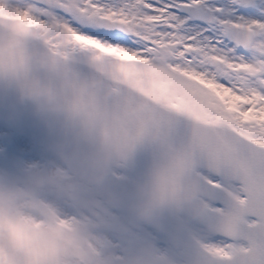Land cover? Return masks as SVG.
<instances>
[{"label":"snow or ice","instance_id":"obj_1","mask_svg":"<svg viewBox=\"0 0 264 264\" xmlns=\"http://www.w3.org/2000/svg\"><path fill=\"white\" fill-rule=\"evenodd\" d=\"M0 18L21 35L38 28L73 51L123 58L190 124L178 158L195 201L264 239V0H24L15 12L0 5ZM10 249L0 264H16Z\"/></svg>","mask_w":264,"mask_h":264},{"label":"rangeland","instance_id":"obj_2","mask_svg":"<svg viewBox=\"0 0 264 264\" xmlns=\"http://www.w3.org/2000/svg\"><path fill=\"white\" fill-rule=\"evenodd\" d=\"M23 4L24 0H0V5L9 12H15ZM0 21L14 28V20L0 18ZM28 34L58 53L93 66L106 76L122 80L158 100L154 89L139 79L123 58L117 59V54L73 51L50 34H41L38 28L29 29ZM66 175L63 165L41 147L34 145L31 148L24 139L0 130V219L23 216L42 228L54 230L59 226V233L53 231L52 235L62 245V259L66 264L182 263L166 237L149 231L138 219L107 199L99 188L75 174ZM47 192L55 197H50ZM76 211L81 215L72 229L67 219L75 216ZM184 220L200 242L216 254H226L241 247L195 219L184 217ZM6 235L0 229V250L10 251V245L5 242ZM117 238L123 240V246L114 245ZM102 245L105 250L101 253ZM164 247L169 254L159 261L158 253ZM121 253L126 255L125 259ZM15 255L18 264L22 257L19 253Z\"/></svg>","mask_w":264,"mask_h":264},{"label":"clouds","instance_id":"obj_3","mask_svg":"<svg viewBox=\"0 0 264 264\" xmlns=\"http://www.w3.org/2000/svg\"><path fill=\"white\" fill-rule=\"evenodd\" d=\"M26 70L25 57L18 51L11 58L0 59V80L18 85L19 95L32 101L38 108L51 106L55 103L53 97L47 93L33 91L34 85L24 80ZM11 221L23 232L24 238L18 239L9 232L7 222ZM0 229L6 232L5 242L15 247L22 260L18 264H66L62 259V245L52 232L59 233V226L51 230L33 224L23 216L11 220L0 219Z\"/></svg>","mask_w":264,"mask_h":264},{"label":"water","instance_id":"obj_4","mask_svg":"<svg viewBox=\"0 0 264 264\" xmlns=\"http://www.w3.org/2000/svg\"><path fill=\"white\" fill-rule=\"evenodd\" d=\"M27 52L32 53L33 50L29 49ZM107 80H105V83H98L96 85L95 90L98 94L104 95V92L106 90L105 88H108V91H113L117 94L120 91L122 94L121 95L119 94V96L123 97V99H125L127 102H131L130 100L126 98L127 95L124 90L125 87L122 84L116 83L117 84L116 89L118 90L116 89L112 90L110 89V82ZM6 82L7 81L0 80V97L5 100V102H0V122L9 123V124L18 123L24 128L28 129L32 133L43 131V129H45L46 127V124L44 122L45 119L43 117L45 116V113H47V110H49V107H50V111L52 107L45 106V109H44V107L38 108L37 106H35L34 103L20 104L18 100L24 99V98H22L19 95L18 90L13 96L10 97L11 102L9 103L7 101L6 96L2 92V88ZM13 86L14 88H17L16 87L17 85H13ZM7 89H12V88L8 87ZM129 97L133 98L132 95H129ZM134 99H136V101L140 105L144 116H146L148 119H152L155 123L161 124L164 127L167 126L172 129H177L181 127L182 124H187L184 120H181L182 118L178 115L164 111L163 109L158 108L147 101L141 102L137 98H134ZM76 109L79 110L78 107ZM150 129H151L150 126L142 125L140 127V130L142 132H146ZM137 184H141V181L138 180ZM141 188L145 189V185L143 184ZM228 216L229 214L227 215L221 214L219 216L215 215L213 226L216 228H219L220 230L224 231L230 236H241L242 235L241 230H234V229H229L225 227V223L228 219ZM199 218L203 219L201 218V216H199ZM236 223L237 224L239 223V218L236 219ZM251 245L253 248L264 249V239L254 237L253 241H251ZM200 252L201 251L198 250V253ZM203 258H204L203 264H233L231 261H228V260L223 261L222 259L212 258V257L210 258L203 257ZM193 262L196 263L197 260L196 259L193 260V257L189 256L187 258V264H193Z\"/></svg>","mask_w":264,"mask_h":264},{"label":"bare ground","instance_id":"obj_5","mask_svg":"<svg viewBox=\"0 0 264 264\" xmlns=\"http://www.w3.org/2000/svg\"><path fill=\"white\" fill-rule=\"evenodd\" d=\"M101 244V243H100ZM178 254H179V252H178Z\"/></svg>","mask_w":264,"mask_h":264}]
</instances>
